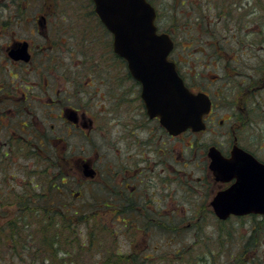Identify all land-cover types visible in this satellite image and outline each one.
<instances>
[{
  "label": "flooded vegetation",
  "instance_id": "obj_1",
  "mask_svg": "<svg viewBox=\"0 0 264 264\" xmlns=\"http://www.w3.org/2000/svg\"><path fill=\"white\" fill-rule=\"evenodd\" d=\"M32 3L41 9L35 12ZM224 17L227 31H233L234 39L240 37L237 18ZM172 40L168 60L193 93H203L210 101L199 132L172 133L159 116L149 113L143 86L115 53L113 34L101 21L95 0H0V214L25 210L19 207L20 197L27 200L28 212H34L36 200L47 193L25 190L24 185L38 182L41 187L50 181L63 199L77 201V206L56 203L58 213L111 215L115 239L122 237V245L130 247L126 256L157 262L156 246L179 231V214H213V198L235 182L216 179L212 147L224 159L237 147L264 163L259 143L245 146L243 135L253 138L261 116L264 123V104L258 99L264 92V63L257 58L250 65L254 78L234 60L240 78H219L206 72L214 68L208 61L213 54L218 67L224 65L230 56L227 47L211 43V54L178 47ZM261 41L264 50V37ZM17 48L24 52L15 53ZM20 55L26 58L15 57ZM183 65L195 73L184 71ZM229 83H236L238 92L225 107L232 112H224L229 113L224 119V107L216 103L220 93L214 90ZM214 125H224L226 148L209 138L195 158L198 141L209 137ZM16 187L21 190L15 192ZM181 189L187 190L186 202H193L190 208L179 203ZM139 233L148 250L155 246V257L147 248L132 250L141 243L134 240ZM6 255L1 256L8 264L18 261Z\"/></svg>",
  "mask_w": 264,
  "mask_h": 264
},
{
  "label": "rangeland",
  "instance_id": "obj_2",
  "mask_svg": "<svg viewBox=\"0 0 264 264\" xmlns=\"http://www.w3.org/2000/svg\"><path fill=\"white\" fill-rule=\"evenodd\" d=\"M152 1L156 6L158 14L156 23L159 29L168 31L174 37L178 47L185 48L189 46L191 51L193 48L195 50L196 48L207 49L211 54L212 48L218 44L221 47H227L230 54L229 60L231 59L230 63H228L229 60L227 59L224 65H219L218 67L212 54V58L208 62L213 63L214 68L206 71L211 75L216 74L219 78L225 75L229 80L236 81V78L239 79L241 74L238 73L239 66H235L234 60L242 62L245 71L250 69V71L243 73H251L252 76L253 72L250 65L257 58L264 63V50L261 49V39L264 37V0ZM236 3L237 6L235 5ZM241 4L245 6V9L239 7ZM236 7H238V10ZM31 9L37 12L41 7L32 3ZM225 15L237 18L240 25H242L240 37H235L234 39L233 31H227ZM256 37H259V46L256 44ZM237 40H241V45ZM205 43L207 44L205 45ZM211 43H216V45H211ZM233 49L236 50L237 55H235ZM222 55H226L225 57L228 58L227 54ZM197 58H199V55H197ZM226 66L228 67L226 68ZM182 68L187 72L192 70L188 65H183ZM192 71L195 73L194 70ZM236 83H229L222 90L221 88L214 90L216 94L220 93L218 98L216 97V103L224 107L220 113L221 118L226 119L229 117V113L223 115L224 112H232L230 110L227 111L228 108L226 109L225 107L228 102L234 99L238 92V87L235 86ZM259 96L258 99L264 104V92H260ZM213 128V133L209 137L205 135L198 141L195 147V158H198V155L202 153L204 145L207 144L209 138L226 148L225 140L227 136L222 135L225 129L224 125H214ZM258 128L259 131L256 134L254 133L253 138L251 134H243L245 138L244 144L247 146L248 144L259 143L258 155L264 159V123L262 116L260 117ZM217 130L220 132L219 135H216ZM252 139L256 141L254 143L250 142ZM17 164L18 161L13 163L11 167L17 169ZM19 189V187H16L14 190L18 192L21 190ZM36 191H39V189L36 188ZM185 192L187 190L181 189L179 203L184 207L190 208L193 202H186L187 194ZM197 195L201 196V193L198 192ZM210 199L211 197H207L208 202ZM194 200L200 204L205 202V199L195 198ZM72 201L73 204H76L74 206H77V201ZM2 216L0 214V225L10 218H14L17 214H4ZM84 216L79 219H75V216H73V220L68 222L69 228H72V236L68 235L67 239L65 238L64 240L70 243L69 248H67V252L70 254L65 256L66 261L63 264H103L107 260L108 254H115L116 250H126L127 252L130 250L129 246L122 245V237H118L116 240L113 236L115 230L113 227L115 225L111 215H96L93 219L91 216ZM261 218L258 216L231 217L223 226H218L214 222L216 218L213 214H179L180 229L178 233H175V236L171 237V239L165 238L160 243V246H156L160 259L157 262L148 261L147 264H225L227 259H230L229 263H231L233 258L229 257L233 254L242 253L246 248L243 247V244L253 233L255 234V245L257 244L255 256H258V258L251 264H264V221H261ZM164 234L166 236V232ZM143 238L144 235L136 234L134 240L141 243L132 247V250L139 252L147 248V242H142L144 241ZM154 249L155 246L151 244L150 249H146L147 254L155 257ZM249 252H252V248L248 247L247 254ZM59 255L64 256L62 254ZM49 262V258L44 260L46 264ZM14 264H17V262ZM28 264H32V261H29ZM57 264H59L58 261Z\"/></svg>",
  "mask_w": 264,
  "mask_h": 264
},
{
  "label": "water",
  "instance_id": "obj_3",
  "mask_svg": "<svg viewBox=\"0 0 264 264\" xmlns=\"http://www.w3.org/2000/svg\"><path fill=\"white\" fill-rule=\"evenodd\" d=\"M95 1L101 21L113 34L115 53L128 62L131 74L143 86L149 113L159 116L172 133L203 129L209 99L203 93L189 91L174 64L167 60L173 42L168 34L157 33L153 6L147 0ZM23 52L24 48L15 51ZM209 156L217 180L235 178L229 189L213 198L215 216L219 220L231 215L264 216V163L237 147L229 159H224L214 147Z\"/></svg>",
  "mask_w": 264,
  "mask_h": 264
},
{
  "label": "trees",
  "instance_id": "obj_4",
  "mask_svg": "<svg viewBox=\"0 0 264 264\" xmlns=\"http://www.w3.org/2000/svg\"><path fill=\"white\" fill-rule=\"evenodd\" d=\"M4 8L7 9L9 6L5 4ZM7 13H9L8 10ZM164 32L169 33L168 31ZM36 188L39 191L46 192L47 196L36 200L35 211L28 212L25 203L27 200L20 197L18 200L19 207L25 210L0 225V264H8L6 258H3L7 257L6 254L16 258L18 260L17 264H28L29 261H32V264H41V262L46 264L44 260L47 258L50 259L48 264H57V261L59 264H63L66 261L65 256L70 254L67 252L70 243L64 240L67 239L68 235L72 236V228H69L68 222L73 220V216H75V219L85 216L58 213L55 210L58 209L56 203L64 200L72 204L73 201L63 199L62 195L56 191V185L50 181L41 183V187L38 182L24 185L25 190L36 191ZM8 200L7 198L5 202ZM88 216L93 219L96 215ZM227 220L219 221L216 219L214 222L218 226H223ZM261 221H264V218H261ZM172 233H178V230ZM254 239L255 234L253 233L243 244V247H246L245 250L242 253L231 255L229 258H233L232 262L229 263L230 259H227L225 264H251V262H254L258 258V256H255L257 244L255 245ZM248 247L252 248V252H249V254H247ZM125 251L116 250L115 254H108L107 260L103 264H147V262L138 261L135 256L128 258ZM59 254L64 256L62 257Z\"/></svg>",
  "mask_w": 264,
  "mask_h": 264
}]
</instances>
